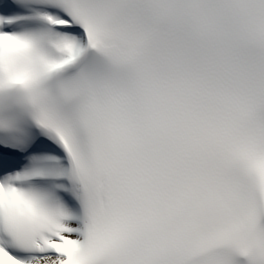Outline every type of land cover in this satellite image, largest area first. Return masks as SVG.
Here are the masks:
<instances>
[{"label":"snow or ice","instance_id":"1","mask_svg":"<svg viewBox=\"0 0 264 264\" xmlns=\"http://www.w3.org/2000/svg\"><path fill=\"white\" fill-rule=\"evenodd\" d=\"M0 264H264V0H0Z\"/></svg>","mask_w":264,"mask_h":264}]
</instances>
